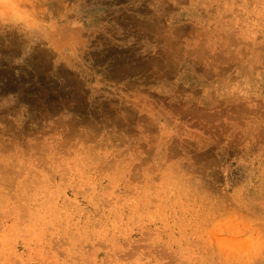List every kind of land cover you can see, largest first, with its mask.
<instances>
[{"label":"rangeland","instance_id":"rangeland-1","mask_svg":"<svg viewBox=\"0 0 264 264\" xmlns=\"http://www.w3.org/2000/svg\"><path fill=\"white\" fill-rule=\"evenodd\" d=\"M225 3L0 0V264H264V0Z\"/></svg>","mask_w":264,"mask_h":264},{"label":"crops","instance_id":"crops-1","mask_svg":"<svg viewBox=\"0 0 264 264\" xmlns=\"http://www.w3.org/2000/svg\"><path fill=\"white\" fill-rule=\"evenodd\" d=\"M227 0H134L136 15L171 19L174 27L187 25L195 30L203 18H212L226 12ZM225 8V9H224ZM146 11V14H144Z\"/></svg>","mask_w":264,"mask_h":264}]
</instances>
